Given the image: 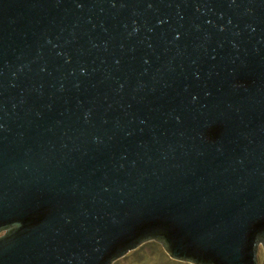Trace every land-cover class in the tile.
Listing matches in <instances>:
<instances>
[{"label": "water", "instance_id": "1", "mask_svg": "<svg viewBox=\"0 0 264 264\" xmlns=\"http://www.w3.org/2000/svg\"><path fill=\"white\" fill-rule=\"evenodd\" d=\"M1 232L0 264H258L264 0H0Z\"/></svg>", "mask_w": 264, "mask_h": 264}, {"label": "rangeland", "instance_id": "2", "mask_svg": "<svg viewBox=\"0 0 264 264\" xmlns=\"http://www.w3.org/2000/svg\"><path fill=\"white\" fill-rule=\"evenodd\" d=\"M263 249L262 245L258 246L257 250V262L260 264L263 261ZM113 264H193L183 260H175L168 256L163 246L155 241H145L133 250L129 251V254L113 261Z\"/></svg>", "mask_w": 264, "mask_h": 264}, {"label": "flooded vegetation", "instance_id": "3", "mask_svg": "<svg viewBox=\"0 0 264 264\" xmlns=\"http://www.w3.org/2000/svg\"><path fill=\"white\" fill-rule=\"evenodd\" d=\"M2 233H4V232H1L0 234H2Z\"/></svg>", "mask_w": 264, "mask_h": 264}]
</instances>
